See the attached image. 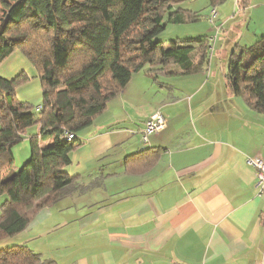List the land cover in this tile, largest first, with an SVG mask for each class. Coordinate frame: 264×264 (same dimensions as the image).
<instances>
[{
  "label": "crops",
  "instance_id": "crops-1",
  "mask_svg": "<svg viewBox=\"0 0 264 264\" xmlns=\"http://www.w3.org/2000/svg\"><path fill=\"white\" fill-rule=\"evenodd\" d=\"M262 23L250 32L249 43L264 34ZM238 45L248 44L233 40L223 50L226 65L220 77L212 51L202 71L187 74L193 78L183 96L163 98L151 107L143 102L148 98L137 103L139 91L153 92L159 79L182 75L133 74L81 132L71 153L66 170L86 189L41 210L10 242L33 249L37 240L46 243L52 231L74 227L61 245L66 251L48 258L59 264H264V194L258 193L255 168L247 162L249 156L264 157V111L230 91V54ZM30 63L17 51L0 74L13 78L25 66L35 78L38 72ZM193 81H199L198 92L190 90ZM157 110L166 115L167 126L143 142L145 121ZM33 129L27 133L40 131ZM145 148L156 152V160L141 171L136 167L145 160ZM24 152L28 156V144ZM5 197L0 193V206ZM54 210L69 211V216L59 212L55 229L42 228ZM7 246L9 240L0 242V248ZM38 248L47 254V246Z\"/></svg>",
  "mask_w": 264,
  "mask_h": 264
},
{
  "label": "trees",
  "instance_id": "trees-1",
  "mask_svg": "<svg viewBox=\"0 0 264 264\" xmlns=\"http://www.w3.org/2000/svg\"><path fill=\"white\" fill-rule=\"evenodd\" d=\"M185 1L0 0V65L15 52L23 53L43 87L42 108L34 112L16 92L28 74H0V193L6 196L0 206V240L24 232L37 213L71 191L86 189L66 170L81 142L79 133L133 74L187 75L204 69L213 51L211 38L176 39L167 46L159 39L169 23L200 19L198 12L183 7ZM208 1L217 16L216 5L225 0ZM237 47L227 72L230 91L263 112L264 34ZM35 126L39 132L27 133ZM25 137L31 140V157L8 175L12 147ZM149 150H143L145 160L136 169L154 163L156 152ZM0 264L59 263L22 243L0 248Z\"/></svg>",
  "mask_w": 264,
  "mask_h": 264
},
{
  "label": "rangeland",
  "instance_id": "rangeland-1",
  "mask_svg": "<svg viewBox=\"0 0 264 264\" xmlns=\"http://www.w3.org/2000/svg\"><path fill=\"white\" fill-rule=\"evenodd\" d=\"M183 7L190 10H193L195 12H198L201 16L200 19L179 24V23H169L165 30L159 35V39L162 41L163 45L167 46L172 40L176 39H184L188 37H205L208 36L209 38H212L213 43V62H214V70H217L219 73V77L222 74L221 70L223 67H225L226 62H222L223 60V50L227 49L230 41H241L242 45L251 44L253 42H248L250 38V32L254 30L256 27H260L264 21V0H248L246 4H244L243 0H225L223 3L216 5L217 10V16L215 19V22H211L208 18L210 17L212 13V7L209 4L208 0H188L183 3ZM217 25V27H216ZM222 26V27H221ZM225 30H222V29ZM252 34V33H251ZM259 39V38H258ZM0 65V72L3 71L1 69ZM27 70V73L29 74V80L23 82L20 86L17 87L16 92L17 96L20 100L29 102L34 106V112H37V107L40 106L43 103V87L42 82L39 76L35 75V78L30 75L32 74L27 67H23ZM21 67L15 74H19L20 71L23 70ZM175 67H171L173 69ZM144 72V71H143ZM14 74V75H15ZM18 76V75H17ZM189 75H182L183 79H177L180 76H172L166 79H159L156 83V88L153 89V92H147L145 89L144 91H139V95L135 98L139 99L140 101L137 102L138 104L141 102V100L148 98V102L143 101L144 103L149 104V107H151L155 102L161 101L164 99H169L172 95H181L183 96L184 92L183 87L189 83L187 82ZM153 80V79H151ZM196 80V79H194ZM36 81V82H35ZM154 81V80H153ZM175 81L183 82L184 84H181L180 86H177ZM212 81V79H211ZM170 83L172 86L168 87L167 84H165V87H162V83ZM39 83V85L37 84ZM149 86H151V82L147 83ZM154 85V84H153ZM190 90L197 92L200 90L199 88V81H193L190 83ZM208 89V87H206ZM186 91V90H184ZM190 97L189 94H187L186 99ZM168 101V100H167ZM145 106L144 108H146ZM145 110V109H141ZM34 127L29 128L31 132H34ZM28 130V131H29ZM81 136V133H79ZM142 139V138H141ZM29 146V153L28 156L24 152L25 146ZM13 156H14V163L12 164V167L7 171V174H11L12 172L17 171L26 163V161H29L31 157V143L30 140L25 138L22 141L16 143L12 147ZM61 211H53L52 213L47 216L45 219H43L41 222L42 228L44 229H55L57 225H59L61 218L58 216V213ZM61 213H65L66 216H69V211H63ZM74 233V227H65L61 228L60 231H52L50 233V236L47 237L48 239H43L46 243H43L42 241H36L32 244L33 249H36L35 251H40L38 248L41 246H47L45 249L47 253L44 257L48 258V255L52 256L59 255L66 251V248L62 245L64 240L69 236V234ZM76 233V232H75ZM8 238H14L12 237H5L4 239L0 240L2 242L3 240H9L10 245H15L17 242H10L11 239ZM5 245H8L5 243ZM58 245H60L58 247ZM56 247V248H55Z\"/></svg>",
  "mask_w": 264,
  "mask_h": 264
},
{
  "label": "built area",
  "instance_id": "built-area-1",
  "mask_svg": "<svg viewBox=\"0 0 264 264\" xmlns=\"http://www.w3.org/2000/svg\"><path fill=\"white\" fill-rule=\"evenodd\" d=\"M214 14H211L208 19L213 22L216 17V11H213ZM212 39V38H211ZM42 106H38L37 109H41ZM167 117L161 111L157 110L154 112L146 121L143 129L142 140L143 142L148 141V136L151 133H158L167 126ZM74 134H67V139L72 140ZM247 162L255 168L256 177H257V189L259 194H264V157L263 156H249Z\"/></svg>",
  "mask_w": 264,
  "mask_h": 264
}]
</instances>
